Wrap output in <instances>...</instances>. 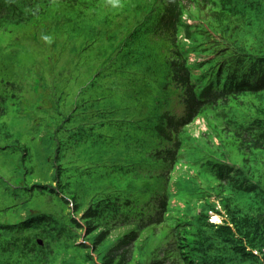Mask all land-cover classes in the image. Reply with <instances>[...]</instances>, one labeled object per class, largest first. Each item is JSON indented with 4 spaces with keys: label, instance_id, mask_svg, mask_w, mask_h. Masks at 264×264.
I'll list each match as a JSON object with an SVG mask.
<instances>
[{
    "label": "trees",
    "instance_id": "trees-1",
    "mask_svg": "<svg viewBox=\"0 0 264 264\" xmlns=\"http://www.w3.org/2000/svg\"><path fill=\"white\" fill-rule=\"evenodd\" d=\"M98 1L17 0V11L29 20L43 16L53 5L80 18L85 17L81 9L90 11ZM155 11L151 32L161 38L157 41L165 71L161 82L169 85L159 105L169 113H163L154 127H145L150 134L145 166L139 168L133 155L128 176L132 184L125 191L93 192L83 212L65 198L70 181L68 176L60 178L59 167L56 174L44 173L26 186L19 167L13 166L10 188L24 186L25 193L8 195L1 202L0 264H264V0H158ZM70 20L68 15L59 19L55 26L61 29L49 39L56 41L64 31L74 33L79 26ZM98 24L108 27V18ZM47 31L43 25L29 37L41 45ZM183 39L186 48L180 51L177 44ZM122 45L104 46L101 37L83 41L76 55L96 46L94 57L102 69ZM189 55L201 59L191 68ZM28 69V64L18 66L21 85ZM92 80L61 109L56 105L45 109L41 119L46 132L36 140L38 145L48 132H54L52 137L65 121H72V113L89 105L80 97ZM176 98L185 107L177 118L166 106ZM95 114L106 117L107 124L139 122L114 117L113 109H96ZM196 121L201 122L195 125ZM200 125L205 131L198 129L197 137H192L187 128ZM45 144L54 149L57 161L59 142L50 138ZM66 153L61 160L70 163ZM41 160L50 157L41 155ZM178 168L194 173L182 175L177 191L167 193L166 178ZM153 170H160V175ZM89 171L90 167L82 169ZM37 197H46L52 212L40 211ZM210 213L221 223L212 224Z\"/></svg>",
    "mask_w": 264,
    "mask_h": 264
},
{
    "label": "rangeland",
    "instance_id": "rangeland-1",
    "mask_svg": "<svg viewBox=\"0 0 264 264\" xmlns=\"http://www.w3.org/2000/svg\"><path fill=\"white\" fill-rule=\"evenodd\" d=\"M155 3L156 0L150 3L146 0H99L90 11L81 9L85 17L80 18L51 5L43 16L26 20L17 11V0H0V209L6 196L19 197L25 193L22 191L24 186L10 188V172L15 165L26 186L38 182L44 173L56 174V167H59L60 178L65 180L68 176L70 181L65 198L78 204L82 212L93 192L125 191L132 184L128 178L133 172L132 156L138 157L139 168L145 166L142 161L146 156V142L150 139L145 127H154L163 113L165 116L169 113L162 112L159 105L160 97L167 94L169 85L161 82L165 72L157 43L161 38L154 37L151 32ZM96 12L99 16L95 17ZM66 15L71 18L72 26L79 27L72 34L64 31L56 41L50 40L49 35L61 29L55 24ZM105 17L108 27L98 24V20ZM83 20L90 26L88 29L81 25ZM43 25L48 29L47 38L41 45H36L29 36L33 29ZM101 37L104 46H113L117 41L123 44L114 59L102 69L98 66V58L94 57L96 46L76 55L83 41ZM188 58L193 60L195 57ZM20 63L29 66L22 85L16 77ZM90 77L95 80L80 97V101L86 100L89 105L74 115L72 113V121H65L62 129L52 137V131L48 132L43 144L38 145L36 140L46 132L41 119L45 109L52 105L61 109L65 100H74ZM117 78L121 83L116 81ZM34 82L39 84L36 90ZM166 106L176 118L185 112L177 98L166 102ZM96 109L101 112L113 109L114 117L139 122L107 124L106 117L95 114ZM198 129L205 131L202 125L187 128L192 137H197ZM50 138L60 144L57 161H54V149H48L45 144ZM65 152L66 157L71 156L70 163L61 160ZM41 155L50 160L42 162ZM84 167H90V171L82 172ZM152 173L160 175V170ZM193 173L178 168L173 176L168 175L163 190L174 194L179 178ZM199 181L206 187L207 183ZM35 201L40 211L52 212L53 206L48 204L46 197H37ZM25 213L26 210L21 211L22 216ZM209 215L211 222L220 224L219 218L212 213ZM171 240L169 238L167 242ZM164 260L165 257L160 255V261Z\"/></svg>",
    "mask_w": 264,
    "mask_h": 264
}]
</instances>
